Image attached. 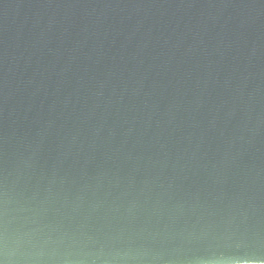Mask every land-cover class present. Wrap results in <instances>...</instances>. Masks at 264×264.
Here are the masks:
<instances>
[{
  "label": "water",
  "instance_id": "water-1",
  "mask_svg": "<svg viewBox=\"0 0 264 264\" xmlns=\"http://www.w3.org/2000/svg\"><path fill=\"white\" fill-rule=\"evenodd\" d=\"M0 264H264V0H0Z\"/></svg>",
  "mask_w": 264,
  "mask_h": 264
}]
</instances>
